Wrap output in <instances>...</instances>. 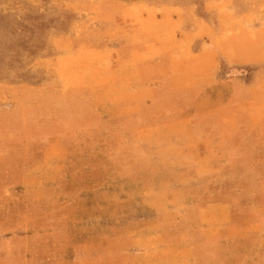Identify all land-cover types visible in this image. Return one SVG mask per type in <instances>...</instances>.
Here are the masks:
<instances>
[{"label": "crops", "instance_id": "1", "mask_svg": "<svg viewBox=\"0 0 264 264\" xmlns=\"http://www.w3.org/2000/svg\"><path fill=\"white\" fill-rule=\"evenodd\" d=\"M106 5L104 20L81 26L87 76L75 80L61 70L63 89L50 106L61 115L63 137L87 131L88 176L100 179L89 191L103 190L106 200L118 182L121 193L135 191L130 199L121 194V203L133 200L147 211L131 218L134 229L121 230L129 244L124 257L130 264H264V73L231 118L218 106L209 116L206 102L190 101L207 93L205 44L188 45V53L177 47L197 34H177L178 7ZM249 11L264 14V7ZM261 52L243 63L264 65ZM196 63L199 75L181 74ZM187 78L200 83L176 82Z\"/></svg>", "mask_w": 264, "mask_h": 264}, {"label": "rangeland", "instance_id": "2", "mask_svg": "<svg viewBox=\"0 0 264 264\" xmlns=\"http://www.w3.org/2000/svg\"><path fill=\"white\" fill-rule=\"evenodd\" d=\"M135 1L176 5L177 34L196 28L191 43L177 46L205 44L207 93L190 101L206 102L209 116L218 106L224 119L231 118L235 103L248 100L264 73V65L243 63L264 49V14L249 11L264 7V0ZM92 2L0 0V264H130L120 232L134 229L131 218L146 209L133 200L121 203L120 197L128 193L130 199L135 191L121 193L118 182L106 200L103 190L89 191L100 179L88 176L87 131L63 137L61 115L50 106L52 95L63 89L61 70L75 80L87 76L89 50L77 44L88 40L81 26L104 20L109 0ZM200 64L187 65L181 74L199 75ZM180 81L191 89L200 83ZM104 231L109 235L103 239Z\"/></svg>", "mask_w": 264, "mask_h": 264}]
</instances>
